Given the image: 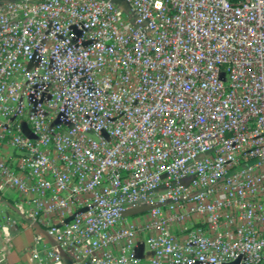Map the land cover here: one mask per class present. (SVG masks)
I'll return each instance as SVG.
<instances>
[{
	"label": "built area",
	"instance_id": "obj_1",
	"mask_svg": "<svg viewBox=\"0 0 264 264\" xmlns=\"http://www.w3.org/2000/svg\"><path fill=\"white\" fill-rule=\"evenodd\" d=\"M122 1L0 0V264H264V0Z\"/></svg>",
	"mask_w": 264,
	"mask_h": 264
},
{
	"label": "crops",
	"instance_id": "obj_2",
	"mask_svg": "<svg viewBox=\"0 0 264 264\" xmlns=\"http://www.w3.org/2000/svg\"><path fill=\"white\" fill-rule=\"evenodd\" d=\"M14 197L15 194L11 192H5L4 190H0V204L3 206V210L1 211V214L3 219H5L6 217L11 218L10 215H12L13 214L12 212L14 211L8 209V206L11 200L14 199ZM13 215L12 218H16V214L14 217ZM34 234H35L34 231L29 230L23 224L20 225L18 230L14 232L15 242H14L13 254L10 257V264H26L30 255ZM139 250H140V255H143V245L141 244L139 245Z\"/></svg>",
	"mask_w": 264,
	"mask_h": 264
},
{
	"label": "rangeland",
	"instance_id": "obj_3",
	"mask_svg": "<svg viewBox=\"0 0 264 264\" xmlns=\"http://www.w3.org/2000/svg\"><path fill=\"white\" fill-rule=\"evenodd\" d=\"M117 3L118 4H120V5H122V6H126V4L122 1V0H117ZM11 200V199H10ZM11 203V202H10ZM3 210V206L0 204V224L2 223V221H3V218H2V214H1V211ZM13 214V217L15 216V213L14 212H12ZM4 215H5V213H4ZM12 215H10V217L12 218ZM7 216V215H6Z\"/></svg>",
	"mask_w": 264,
	"mask_h": 264
},
{
	"label": "water",
	"instance_id": "obj_4",
	"mask_svg": "<svg viewBox=\"0 0 264 264\" xmlns=\"http://www.w3.org/2000/svg\"><path fill=\"white\" fill-rule=\"evenodd\" d=\"M115 3H117V0H113ZM118 4V3H117ZM120 5V4H119ZM122 6V5H121ZM124 8H127L126 6H123Z\"/></svg>",
	"mask_w": 264,
	"mask_h": 264
}]
</instances>
